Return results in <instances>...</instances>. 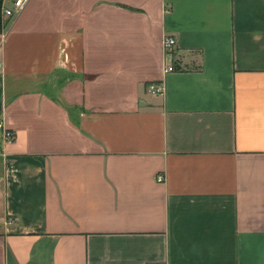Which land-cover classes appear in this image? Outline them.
I'll use <instances>...</instances> for the list:
<instances>
[{
	"label": "crops",
	"instance_id": "crops-1",
	"mask_svg": "<svg viewBox=\"0 0 264 264\" xmlns=\"http://www.w3.org/2000/svg\"><path fill=\"white\" fill-rule=\"evenodd\" d=\"M2 20L0 264H264V0Z\"/></svg>",
	"mask_w": 264,
	"mask_h": 264
},
{
	"label": "built area",
	"instance_id": "built-area-1",
	"mask_svg": "<svg viewBox=\"0 0 264 264\" xmlns=\"http://www.w3.org/2000/svg\"><path fill=\"white\" fill-rule=\"evenodd\" d=\"M28 0H12L11 7H3L2 14L8 18L14 17L20 13L23 9L24 5ZM176 46V40L172 36L165 35L162 39V49L165 55H169L173 52L174 47ZM174 69L170 62H167L165 65V72H170ZM147 92L153 95H162L163 86L157 83H150L147 86ZM5 139L7 142H11L13 140L12 133L9 131L5 132ZM156 180L158 182H162L164 180V176L157 175Z\"/></svg>",
	"mask_w": 264,
	"mask_h": 264
},
{
	"label": "trees",
	"instance_id": "trees-1",
	"mask_svg": "<svg viewBox=\"0 0 264 264\" xmlns=\"http://www.w3.org/2000/svg\"><path fill=\"white\" fill-rule=\"evenodd\" d=\"M1 8H2V0H0V32L4 26V23H3V20H2V11H1Z\"/></svg>",
	"mask_w": 264,
	"mask_h": 264
},
{
	"label": "rangeland",
	"instance_id": "rangeland-1",
	"mask_svg": "<svg viewBox=\"0 0 264 264\" xmlns=\"http://www.w3.org/2000/svg\"><path fill=\"white\" fill-rule=\"evenodd\" d=\"M8 7H9V6H8ZM10 7H11V6H10ZM44 89H46V90H47V89H49V87H47V86H44ZM48 91H50V90H48Z\"/></svg>",
	"mask_w": 264,
	"mask_h": 264
}]
</instances>
